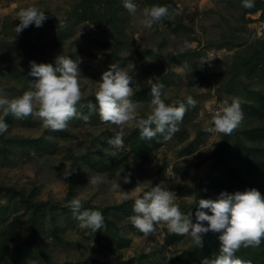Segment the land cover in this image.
<instances>
[{
  "label": "rangeland",
  "instance_id": "1",
  "mask_svg": "<svg viewBox=\"0 0 264 264\" xmlns=\"http://www.w3.org/2000/svg\"><path fill=\"white\" fill-rule=\"evenodd\" d=\"M76 1L0 0V29L3 19L8 18L11 31L15 34L14 37L0 34V40H3L0 43V66H7L16 60L12 58L10 44L14 39L23 44L24 37L28 35L25 30L19 34L15 31V26L19 24L18 11L36 6L45 12L48 19L40 28L32 25L27 36L29 45L34 47L30 62L44 64L40 49L46 42L49 45L45 50L46 56L50 55L54 62L60 55L74 60L79 58L83 96L76 107L81 116H89L87 122L73 118L66 129L58 133L50 131L35 115L17 119L9 129L12 135H45L49 142L40 149L13 142L8 154H0V185L34 190L39 200L59 202L68 192L67 181L59 174L69 168L70 154H82L88 148L108 157L115 151V159L122 161L125 157L129 161L128 171L117 170L110 176L111 167L114 169L111 164L102 170L87 164L88 160L86 164L78 161L73 199L99 207L116 206L109 211L117 225L112 230L128 240L129 244L113 250L102 238L107 231L106 224L94 233L91 229L82 228L76 219L78 214L69 212L65 207L55 212L58 230H54L46 213L38 230L39 238L49 256L58 263H112L119 259L124 264H173V258L191 244L192 238L170 232L165 224L155 225V231L145 237L130 219L135 215L134 202L151 187L163 183L168 190L176 193L175 202L181 212L188 213L197 187L213 163L211 155L221 139V133L207 131L212 126V115L225 101L229 104L233 98L243 101V94L237 88L231 92L221 88L223 75L228 71L230 58L235 52L251 41L264 39V16L261 18L260 10H256L242 17L243 1L239 0H173V8L187 31L174 32L171 25L157 23L145 28L139 22V14L133 17L125 10L121 27L116 32L100 35L94 31L92 24H73L70 13ZM132 2L141 10L148 7L143 2ZM54 35H57L56 41L48 43ZM114 36L117 41H122L115 55L112 51ZM30 62L27 67H30ZM112 64L129 72L132 77L130 87L133 89L155 79V67L160 66L164 74L161 89L164 102L179 106L182 101H187V96L196 102L177 125L178 130L152 150L147 161L133 157L124 140V135L137 125L136 121L123 127L106 123L99 116L98 106L95 111L88 107L90 103L96 104L95 94L101 75ZM250 87L262 89L264 74L255 79ZM134 102L137 104L138 119L147 118L151 112V101ZM81 108L87 110L79 111ZM117 134L123 138V148L118 151L108 144V140ZM229 160L233 166L238 165L231 155ZM127 173H130V182L124 183L123 177ZM116 182L119 188L115 186ZM8 196L7 190L0 192V207H6L4 218L0 216V234L10 235L11 244H15L25 236L27 215L19 202H8ZM28 264H35V261Z\"/></svg>",
  "mask_w": 264,
  "mask_h": 264
},
{
  "label": "trees",
  "instance_id": "2",
  "mask_svg": "<svg viewBox=\"0 0 264 264\" xmlns=\"http://www.w3.org/2000/svg\"><path fill=\"white\" fill-rule=\"evenodd\" d=\"M143 2L148 7L153 5H167L169 6L170 16L163 21L158 22L160 25L172 26V31L181 32L187 31L181 18L173 8V0H134ZM230 2V0H226ZM234 1V0H233ZM238 1V0H235ZM242 2L243 0H239ZM124 0H77L71 9V19L73 24L89 23L94 26V31L97 34H105L109 32H116L123 21L125 20V8L123 7ZM260 10L261 18L264 16V0H254V7L242 8V17L245 14L253 13ZM1 22L0 34L11 35L15 34L11 31V22L4 18ZM248 20V19H247ZM170 26V27H171ZM32 25L25 29V34L31 32ZM181 30V31H180ZM23 36V44L18 43L15 39L10 44L12 49V58H16L7 66H0V89L8 93L9 98H17L23 95L25 91L34 90V83L37 77L29 75L30 67L27 63L33 57L34 47L28 43V37ZM57 36V35H56ZM56 36H52L48 43H54ZM112 51L117 54L119 45L122 41H117L114 36L112 38ZM3 40H0V43ZM46 43L43 44L40 52L44 64H50L54 68L56 63L52 61L50 55L46 56V49L49 48ZM121 47V46H120ZM36 62V61H35ZM40 64V63H37ZM157 76L151 82L143 84L133 89V101H147L152 99L151 87L153 84L162 85L164 78L162 74V67H155ZM264 74V39H257L251 41L247 46L235 52L230 58L228 71L223 75L224 82L221 88L225 91L231 92L237 88L243 94V101H241V109L244 118L240 125L232 132L231 135H224L221 133V139L216 149L211 155L213 163L207 171V176L198 185V191L195 194L193 201L188 211L193 213L192 219L195 223V211L199 206L200 199L215 200L221 192H244L255 188L264 198V87L262 89L251 88L250 85L255 79ZM237 86V87H236ZM188 96L186 97V99ZM185 106L187 111L184 116H187L190 106ZM180 104V103H179ZM173 106H178L174 104ZM87 109L81 108L79 111L84 112ZM2 115V113H0ZM5 122L9 125L8 131L0 135V154L6 155L12 150L13 142L20 145L28 144L30 148L40 149L48 144V137H21L12 135L9 132L10 126L16 123V118L9 114L5 118ZM154 127V126H153ZM50 131H52L49 128ZM48 130V131H49ZM58 133V131H52ZM54 134V133H53ZM167 135V133H165ZM129 152L133 157L147 161L152 150L158 148V145L163 142L164 136L158 134L153 139H142L140 129L134 126L124 135ZM233 157L238 165L233 166L230 163L229 157ZM70 166L66 170H61L59 176L64 177L68 183V192L66 196L58 201L39 200L35 196L34 190H26L25 188H15L10 186L0 185V192L6 191L9 193L8 202L21 204L24 213L27 215L25 236L23 239L15 244H11L12 238L8 234H0V264H28L30 261H35V264H77L72 262L58 263L54 261L48 254L42 240L38 236V230L47 214L52 221L54 230H58L57 216L55 212L59 208H66L71 212L69 207L70 201L74 198V187L77 183L78 172L77 162H85L92 164L94 167L105 170L108 164L113 165L110 169V176H113L117 170L124 169L128 171L129 161L124 157L122 161L115 159L113 154L104 157L100 151H92L86 149L82 154H70ZM118 161V162H116ZM110 162V163H109ZM86 164V162H85ZM176 170V167H175ZM69 174V175H68ZM83 210L99 211L103 214L104 224H106L107 231L102 238L109 247L113 250L121 249L129 244L128 240L123 239L114 230L117 228L115 221L110 217V212L116 206L99 207L87 202H81ZM207 212V210H204ZM6 207H0V216L4 218ZM109 213V214H108ZM210 215L211 213L208 212ZM206 226V224H205ZM112 228L114 230H112ZM219 234L207 233L204 235L202 245L196 244L194 241L180 251L172 260L173 264H202L205 258L214 259L219 255ZM235 258L242 259L250 264H264V239L258 247H241L236 253ZM125 262L116 259L115 262L97 261L93 264H124Z\"/></svg>",
  "mask_w": 264,
  "mask_h": 264
},
{
  "label": "clouds",
  "instance_id": "3",
  "mask_svg": "<svg viewBox=\"0 0 264 264\" xmlns=\"http://www.w3.org/2000/svg\"><path fill=\"white\" fill-rule=\"evenodd\" d=\"M123 7L133 17L139 14L141 17L139 22L145 28H151L170 16L167 5H153L141 10L132 0H124ZM243 7H254V0H243ZM17 15L19 21L15 26L17 34L30 25L40 28L48 19L45 12L36 6L21 8ZM207 62L209 61L204 63ZM55 63L54 68L50 64H37L31 61L29 75L37 77L38 80L33 84L34 90L25 91L20 97L9 98L8 93L0 89L2 113L0 135L8 131L9 125L4 118L9 114L16 119L35 115L52 131L65 130L73 118H81L85 122L89 120V116H81L76 107L83 96L78 69L79 58L74 60L60 55ZM100 81L95 94L96 104L90 103L88 107L95 111L98 106L99 116L103 122L123 127L136 121L142 139H153L160 134L167 140L178 130L177 125L183 120L187 108L185 103H180L179 106L166 104L162 99L163 85H152L151 112L147 118L138 119L137 104L131 99L134 93L130 87L132 77L129 72L117 64H112L101 75ZM195 104L196 102L189 96L187 105L194 107ZM243 118L241 102L238 98H233L231 104L225 101L219 105L212 115L210 121L212 126L208 127L207 131L231 135ZM108 144L118 151L123 148V138L117 134L108 140ZM112 154L116 155V152ZM123 182H130V173L125 174ZM115 186L119 188L117 182ZM176 200V193L168 190L163 183L151 187L150 191L135 200L133 205L135 215L130 217L132 225L147 237L155 231V225L165 224L170 232L190 235L200 246L205 234L218 233L219 255L214 259L205 258L202 264H250L235 258V253L242 246L258 247L264 239V198L258 190L252 188L244 192H221L215 200L200 199L194 214L195 223L192 219L193 213H182ZM69 207L78 214L76 219L80 221L82 228L91 229L96 233L104 226L103 214L99 211H81L79 199L70 201Z\"/></svg>",
  "mask_w": 264,
  "mask_h": 264
}]
</instances>
